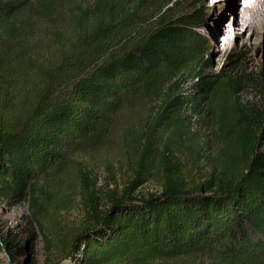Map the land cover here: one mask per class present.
Instances as JSON below:
<instances>
[{"label":"trees","instance_id":"1","mask_svg":"<svg viewBox=\"0 0 264 264\" xmlns=\"http://www.w3.org/2000/svg\"><path fill=\"white\" fill-rule=\"evenodd\" d=\"M71 2L0 0V83H6L0 190L28 199L38 224L34 210L40 207L41 184L93 147L115 122L150 108L145 122L151 138L156 126L192 101L197 108L207 102L208 117L219 111L223 127L229 109L224 103L232 100L229 88L237 82L224 70L216 78L205 74L206 41L199 30L208 15L197 9L172 19L169 8L154 0L77 5L69 13L67 44L59 37L49 56L26 52L31 26L55 28L58 11ZM10 43L22 48L16 57L22 79L30 73L43 94L26 117L7 128ZM189 82L191 94L185 92ZM245 119L228 138L232 151L224 154L229 160L221 163L217 177L190 187L185 176L166 168L160 195L131 196L105 211L96 209L93 225L72 241L68 264H264V112L256 121ZM159 145L142 151L131 188ZM82 179L88 182L85 175ZM85 187L88 205L95 190Z\"/></svg>","mask_w":264,"mask_h":264},{"label":"rangeland","instance_id":"2","mask_svg":"<svg viewBox=\"0 0 264 264\" xmlns=\"http://www.w3.org/2000/svg\"><path fill=\"white\" fill-rule=\"evenodd\" d=\"M154 1L160 3L161 9L169 8L172 19L197 9L208 15L206 25L199 30L206 41L205 74L216 78L224 70L237 81L229 88L232 100L224 103L225 107L229 106L224 126L219 111L215 110L212 117L207 116V102L197 108L195 102L190 101L156 126L149 138L145 119L150 108L138 111L139 114L133 112L129 118L115 122L93 147L75 154L59 172L41 184L40 207L34 210L39 224L33 217L28 199L7 197L5 191L0 190V245L5 249V253L0 254L2 264H68L66 257L72 241L86 227L93 225L96 209L105 211L113 201L131 196L141 199L160 195L165 169L169 167L185 176L190 187L202 183L212 174L217 177L221 163L232 151L228 138L235 134L242 117L256 121L264 112V31L259 40H255L250 31L244 35L242 30L234 31L238 26L234 20L240 24L250 18L245 0ZM77 5L79 9L90 7L91 0H72L67 9H60L55 28L50 29L44 24L31 26L29 34L32 38L25 51L36 49L41 55L49 56L59 37L67 44L68 23L72 18L69 13ZM223 37L228 42L226 50L221 49ZM10 46L13 89L8 94L11 113L5 125L7 128L20 122L22 116L26 117L43 94V88L30 73L22 79L20 63L16 61L22 48L15 43ZM3 85L6 83L2 86L0 83V105L4 104L6 96L2 93ZM191 86L189 82L187 94L195 91ZM231 103L235 105L233 110ZM154 143L160 144L158 152L149 157L139 183L131 188L142 151ZM82 175L88 178L85 184ZM85 186L95 190V197L88 205L83 198ZM22 247L26 249L24 254Z\"/></svg>","mask_w":264,"mask_h":264},{"label":"bare ground","instance_id":"3","mask_svg":"<svg viewBox=\"0 0 264 264\" xmlns=\"http://www.w3.org/2000/svg\"><path fill=\"white\" fill-rule=\"evenodd\" d=\"M246 1H250L249 4H246V7L250 11V18L244 19L240 24L239 21L234 20V23L238 24L234 28V31L242 30V35L250 31L254 39L259 40L264 31V0H245L244 2ZM227 48L228 42L224 41L223 48L221 49L226 50Z\"/></svg>","mask_w":264,"mask_h":264}]
</instances>
